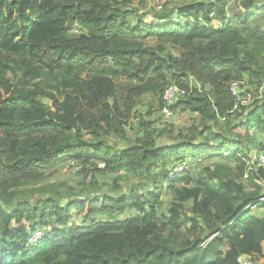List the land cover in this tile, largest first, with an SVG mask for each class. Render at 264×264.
<instances>
[{
  "label": "trees",
  "instance_id": "1",
  "mask_svg": "<svg viewBox=\"0 0 264 264\" xmlns=\"http://www.w3.org/2000/svg\"><path fill=\"white\" fill-rule=\"evenodd\" d=\"M137 1L0 0V264H264V105L230 91L264 84V0Z\"/></svg>",
  "mask_w": 264,
  "mask_h": 264
},
{
  "label": "rangeland",
  "instance_id": "2",
  "mask_svg": "<svg viewBox=\"0 0 264 264\" xmlns=\"http://www.w3.org/2000/svg\"><path fill=\"white\" fill-rule=\"evenodd\" d=\"M144 1V0H142ZM167 0H147L146 2H144V4L142 5L141 3H139V1H137L134 4V7L137 8L138 10H140L141 12H146L152 8H159L163 6V4L166 2ZM181 1V0H178ZM185 1H189V0H185ZM235 3L236 2H240L241 0H233ZM69 30L77 33L79 31V28L76 25H73L69 28ZM150 44H155V40L154 39H150L149 40ZM45 102L49 105H51V103L49 101ZM147 107H145L143 104L140 105L139 110L143 113L144 109H146ZM161 115L164 116L163 112L162 113H158L155 112L154 115H152V117H150L152 120H156L159 119V124L156 125L157 128L159 126L163 127L164 124H173L174 128L176 129V133L179 130H187L194 121H196V115L195 114H191L189 112H184V113H179L177 114V116L175 115V117L171 120H167V119H163L161 117ZM161 117V118H160ZM165 117V116H164ZM135 124V123H133ZM127 133H128V138L134 140L136 138V132H135V127L132 128H127ZM109 142L111 144H116L119 145L120 148H124L126 147V145L128 144L125 140L120 139L118 137H111L109 138ZM162 140V139H161ZM160 140V141H161ZM115 141V143H114ZM74 164L71 163V166H66V169L64 170L63 175H61L59 178L56 177V175L53 176V180L51 181L53 182H57V180L59 182H66L68 184V188L72 187L73 190H77V188H80L81 185L79 184L81 181V177H77V173L79 172V168L77 166H74ZM113 176H104V177H99V182L98 184H101L103 186V188L98 191V193L100 194H105V195H110L111 194V190L109 188H107L106 186L109 184H113ZM57 179V180H55ZM134 183H137V180L135 179H130V180H126V179H121L119 180V185L122 187V192L124 193V191H129V189L133 186ZM115 184V183H114ZM136 188V186H135ZM261 212V211H259ZM257 214V211L255 212ZM126 217V215H123L121 217V219H124ZM73 221L76 222V224H80V222L82 221V218L76 213V211H74L73 213Z\"/></svg>",
  "mask_w": 264,
  "mask_h": 264
},
{
  "label": "built area",
  "instance_id": "3",
  "mask_svg": "<svg viewBox=\"0 0 264 264\" xmlns=\"http://www.w3.org/2000/svg\"><path fill=\"white\" fill-rule=\"evenodd\" d=\"M198 1L210 2L212 0H198ZM160 8L161 7H159L158 9ZM210 17L212 19H215L214 13L211 14ZM242 87H244V82L234 81L230 85V91L232 95L237 99L236 107L238 105L250 106L256 102L264 104V84L260 88L258 87L253 90L248 89L245 91V93L241 95V92L245 90V87L244 88ZM190 93L191 92H187L185 89H181L180 87L174 86V85L166 89V91L164 92L163 99L167 104H166L165 109L162 111L165 116V119L171 120L174 118L175 114L171 110V106L175 105L176 100ZM189 161L190 160L187 159L186 161L176 165L170 174L172 176H176L182 173L187 167ZM254 167H257V168L264 167V154L263 153L254 155L251 162H249V168L254 169ZM100 168H104V165L101 164ZM42 235L43 234L41 232H36L33 238L31 239V242L33 243L37 242L42 237ZM237 262L238 264H261L260 262H256L253 259L246 257V256H240Z\"/></svg>",
  "mask_w": 264,
  "mask_h": 264
},
{
  "label": "crops",
  "instance_id": "4",
  "mask_svg": "<svg viewBox=\"0 0 264 264\" xmlns=\"http://www.w3.org/2000/svg\"><path fill=\"white\" fill-rule=\"evenodd\" d=\"M212 24L215 26L219 25V19L212 21ZM262 105H264V104H262ZM259 215H260V213H259Z\"/></svg>",
  "mask_w": 264,
  "mask_h": 264
}]
</instances>
